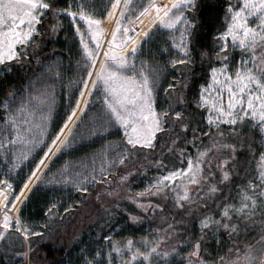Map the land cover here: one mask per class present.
I'll use <instances>...</instances> for the list:
<instances>
[{"label":"snow or ice","instance_id":"1","mask_svg":"<svg viewBox=\"0 0 264 264\" xmlns=\"http://www.w3.org/2000/svg\"><path fill=\"white\" fill-rule=\"evenodd\" d=\"M55 3L56 0H0V65L28 56V46L33 45L37 38L43 40L45 34L51 38L62 31L59 18L67 15L73 23L74 42L81 53V59L76 61L81 76L76 83L81 85L80 97H84L83 100H76V106L71 109L56 135L51 137L50 143L45 137L50 135L48 124L55 104L53 93L44 92L38 96L29 93L28 98H21L16 107H13L17 102L15 91L7 93L5 99L0 101L4 108L3 117L0 118V150H3L5 161H12L9 170L19 167L20 162L27 159L37 146L47 144V149L43 150V155L18 193L11 179L0 178V239L13 228L25 240L42 234L32 231L36 222L30 226L22 218V206L33 190L30 185L35 186L50 172V164L46 161H52L58 154H63L66 149L71 150L77 144L76 128L87 115L92 97H96L103 109L100 116L93 118L99 120L98 129L118 126L123 131L120 142L123 148L120 151L112 149L111 153L105 149L101 154L99 173L107 178V183L113 182L110 171L118 165H125L134 150L155 148L157 133L162 132L165 125L172 131H192V138L184 141V148L176 147L180 141L177 135L164 149L178 154L176 163L180 167L156 160L154 167L158 174L149 178L141 190L133 193L131 188L128 189L124 199L131 201L145 216L163 211L166 205L154 203L156 198L171 199L175 207L181 210L185 206L204 208L207 211L199 219V228L202 233L216 237L223 233L238 234L242 219L249 220L258 211L264 212L259 207L264 204V151L258 152L255 174L247 180L246 186H236L238 202L229 203L233 199L231 194L217 202L216 197L222 187L232 181V165L237 149L235 144L216 142L224 139L223 132H211L213 125L217 128L228 125L234 134L238 124L251 121L264 136V0H236L229 3L226 25L215 34L212 47L196 49L201 66L204 61H209L208 80L199 85L198 93L191 102L205 111L207 132L192 127L181 110L187 105L184 92L192 82L191 77H172L164 89L168 95V108L158 111L156 85L160 82L163 67L154 59L148 61L143 58L144 46L150 43L152 34L158 28H163L171 33L166 41L168 47L161 50L162 55L170 56L164 67L176 69L180 65L177 71L182 73L185 68L195 64L194 33L199 22L197 0H68L66 7L59 8L54 7ZM146 16L152 19L141 28ZM34 47L39 50L40 45L34 44ZM149 54H152L151 49ZM173 95L176 97L175 104L171 102ZM78 112L84 115H77ZM201 137L209 138L208 146L198 147L202 144ZM17 145L20 146L19 151L16 150ZM189 147L195 151V155L188 151ZM222 151L229 155L221 159L216 153ZM253 155H257V150H253ZM75 166L82 165L78 163ZM75 166L66 161L55 174L61 179L53 176L48 182L73 183L77 187L97 182L95 167L92 168L90 180L86 174L87 168L83 172H72ZM148 170H143L145 175ZM135 173L136 167L125 169L118 177L117 189L128 183ZM80 190L87 192L88 188L82 187ZM54 209V204L45 209L50 219L55 216ZM125 215L133 225L144 218L127 209ZM43 227L50 225L44 224ZM119 227V224L114 226ZM178 227V223L168 225L169 236L175 235ZM158 235V231H154L151 239L149 236L139 239L128 237L120 242L112 240L110 235L103 236L111 245L109 251L97 250L92 259L85 258L84 264H153V260L157 264H170L172 257H178L180 264H208L200 255L202 237L195 239V243L181 241L191 248L185 254L180 247L164 250L161 241L167 237L159 236L157 239ZM260 239L264 241V237ZM137 244L141 247H137ZM233 248L240 251L236 244H233ZM30 251L23 255H28ZM97 257L101 259L97 260ZM245 261L246 264L257 262V257L252 255V245L245 246ZM222 262L223 257H220L219 264ZM259 264H264V253L259 256Z\"/></svg>","mask_w":264,"mask_h":264},{"label":"trees","instance_id":"2","mask_svg":"<svg viewBox=\"0 0 264 264\" xmlns=\"http://www.w3.org/2000/svg\"><path fill=\"white\" fill-rule=\"evenodd\" d=\"M235 2L236 0H197L196 14L199 22L197 24V31L194 33L195 48L193 50V59L195 64L188 66V68H192L193 70L189 71L188 68H185L181 73L177 71V69L181 68L180 65H177L176 69L169 68V75L172 77L176 76L177 79H180L181 76L191 77L192 82L188 90L184 92L187 105L186 108L181 110L185 112L188 118L187 122L192 127H198L201 130H203L204 122L202 112L191 101L197 95L199 85L208 80L209 61H204L203 66H201V58L196 52V49H210L212 47L215 34L218 31H222L226 25L225 16L227 5ZM67 3L68 0H56L54 7H66ZM48 18L46 16V20ZM59 22L63 26L62 31L53 34L51 38H47V34H45V39L41 40L37 38L34 41V44L40 45L39 50H36L34 44L29 45L28 56L21 57L16 61H6L1 65L0 101H3L9 92L15 91L18 94L23 91L27 83L55 59L62 57L68 63H72L74 60V52L68 48V45L74 37V29L70 23L71 18L67 15H62L59 18ZM152 51L155 53V47H153ZM67 88H63L62 94L56 103L57 121L53 137L63 125L71 109L76 106V100L80 98V86L73 88L71 91L69 87ZM180 91L183 90L181 89ZM161 97L169 104L168 95L164 91L161 93ZM92 99L93 97L91 101ZM171 102L173 104L176 103L175 95L172 96ZM3 113L4 108L0 104V118L3 117ZM82 121H80V124ZM246 127L248 125H245L239 133L235 132L234 134L231 128L222 130L224 139L216 141L220 144L227 143L236 145L237 150L235 152L232 169L235 171L236 168L237 170L233 172L230 183L235 182L236 178H242L240 173L245 174V170L251 165L250 162L253 159L254 137L252 133L244 129ZM177 135L180 136V141L176 147L184 148V141L192 138V131L191 129L187 133L179 129L172 131L169 130L168 125H165L164 130L157 133L155 148L134 150V154L127 159L126 164L120 165L116 173L111 175L112 183L105 182L107 178L103 177L88 189L87 192L75 190L70 194H61L60 191L53 190L52 192L55 193H48L43 188L44 179L41 180L29 195L26 203L22 206L20 215L28 221L30 226L32 222H36V225L32 227V231H40L42 234L31 236L28 240H25L24 236L18 233L15 228L11 229L6 233L4 238L0 239V264H69L74 261H76V264H84L85 258L90 259V256L88 257L84 251L87 245L91 241L92 243H96L94 241H97L98 238L103 240L102 237L107 236L110 233V229H113L116 223L121 220L126 221V227L129 231H131L130 229H137L136 232L132 231L126 236L124 235L125 238L132 237L133 239H139L145 236L139 232L138 224L133 225L127 220L125 209L133 212L135 215L144 217L139 223L144 226L143 228L153 225L158 217H166L172 223H178L179 227L176 234L172 235V240L168 242V245L172 247L178 242L180 244V241L183 240L184 235L188 232L186 223L190 219L189 215L185 218V211H171L169 215L162 211L156 214L150 213L145 216L131 201L124 199L126 195L123 197L112 196V193L116 190L117 184L119 183L118 177L125 169L131 170L133 167L137 168V173L129 178V182L121 185L124 188H131L132 190L137 181L146 180L153 173L157 172L154 167L156 160H163L169 165L175 164L176 167L180 166L179 163H176L179 158L178 154L164 150L166 145ZM197 135H199V132H197ZM201 140L202 143H206L209 141V138L201 137ZM192 150L191 147L188 148V151ZM153 153L155 154L153 155ZM222 153H224V158L229 155L228 152L222 151ZM42 155L43 150L33 160H26L19 167L11 170H9V164L0 158V178L7 177L11 179L14 190L18 193L24 180L30 175L31 170L35 167V163ZM63 155L58 154L55 157L50 165V171L61 161ZM145 168L149 169L146 175L143 171ZM49 192L51 191L49 190ZM226 193L221 192L217 197L221 196L222 198ZM52 204L55 205V216L50 219L45 209ZM44 224H48L50 227L45 228L43 227ZM262 232H264V212L258 211L249 220L242 219L239 222L238 234L232 233V235H227L225 240L220 242L216 252L217 258L223 257L222 264H224L229 253L237 252L233 248V244H236L241 250L246 245L251 244ZM229 237L231 238L230 240ZM197 238L201 237L195 234L193 239ZM136 246L141 247L139 244ZM29 249L31 250L29 254L23 255ZM141 250L143 251L144 249L141 248ZM210 257L213 258V254H210ZM219 258L217 264H219ZM173 259L176 261L178 258L174 257ZM153 264H157V262L153 260Z\"/></svg>","mask_w":264,"mask_h":264},{"label":"rangeland","instance_id":"3","mask_svg":"<svg viewBox=\"0 0 264 264\" xmlns=\"http://www.w3.org/2000/svg\"><path fill=\"white\" fill-rule=\"evenodd\" d=\"M72 25V28L74 29L72 21L70 22ZM77 23H80L77 21ZM74 31V30H73ZM171 35V33L163 28H158L151 36L150 43L146 44L144 46V56L143 58L148 61H152L153 59L158 62L163 67V73L160 78V82L158 85H156V107L157 110H166L168 108V103L164 101V99L161 97V93L164 91L165 88H167L168 84L172 81V76L169 75V68L170 67H164L165 61L170 59L169 55H162L161 50L168 47L166 41L168 37ZM75 36L73 37V40H71L70 44L68 45V48L72 49L74 52V60L72 63H68L65 61L62 57H59L55 59L53 62L47 64L40 72L31 79L27 85L25 86L24 90L17 94V102L16 105H13V107H16L19 105L20 99L24 98L27 99L29 93H32L33 96H38L39 94H42L44 92L53 93L55 96V104L53 106V110L51 113V117L48 124V132L50 135H46L45 139L48 143L51 142V137H53L54 128L56 126L57 121V110H56V103L58 99L60 98L63 88L68 89L71 91L73 88H77L78 86H81L76 83L77 80H79L81 73L77 67L76 61L81 59V53L78 51L77 43H75ZM106 47V44L104 45ZM153 47H155L156 51L155 53L149 54V49L153 50ZM180 58L179 56L177 57ZM1 68V65H0ZM68 90V92H69ZM199 109V108H198ZM200 112H202L203 116V131H209V129L206 127L205 122V111L202 109H199ZM102 105L97 101L96 97H93L89 107L88 112L85 118L83 119L82 123L79 125V127L76 130L77 135V144L73 146L71 150H64V155L61 159V161L58 162V164L49 172V174L44 178L43 180V188L48 193H55L52 192L53 190L60 191L61 194H70L73 193L75 190H80L82 187H87L90 189L95 183H85L81 184L80 187L75 186L73 183L68 184H52L49 183L53 176L57 180L61 179L58 175H55L58 171V169L62 168L65 165V162H69L72 165H82V166H75L72 168V172H83L85 171V168H87L86 174L89 175V179L91 180L92 168L95 167L96 172L95 175L97 176V181L101 180L103 177L100 176L99 169L102 164V158L101 154L104 152L105 149H107L110 153L112 152V149H115L116 151H120L121 148H123V144H120L122 138H123V131L122 129H119L118 126H109L106 130H99V120H94V117H98L102 114ZM39 114H37L38 117ZM23 118V117H22ZM245 125H248V127L244 128L248 130V132L252 133V136L254 137V150H257V155H253V159L250 162L251 165L247 167V170H245V174H241L242 178H236L235 182L226 184L222 187L221 192H227L225 196L228 197L229 194L232 195L233 199L229 200V203H237L238 197H239V191L236 186L239 187H245L247 180L252 178V175L255 174L256 170V162L258 160V152L264 151V136H262L259 132V129L254 127L251 121H245L243 124H238L236 126L237 130L236 132L239 133L241 129ZM0 127H2V123L0 124ZM231 128L228 125H221L219 128H217L215 125L212 126L211 132L216 133L218 131L222 132V130ZM232 131V129H231ZM80 137H83V139H80ZM126 143V141L124 142ZM94 144V145H92ZM120 144V147L118 148L117 145ZM92 145V146H89ZM209 145V141L206 143H202L198 145V147L203 148L205 146ZM111 146V147H110ZM47 149V144H41L36 147V149L33 151L31 155L28 156L27 159L20 162L23 163L26 160H33L37 154L41 153L42 150ZM17 151L20 150V146L17 145ZM193 155H195V151L192 150ZM217 156H219L221 159L224 158V153L218 152L216 153ZM0 158L10 164L12 163L11 160L5 161L3 159V150H0ZM93 158H95V164L93 165ZM110 158V157H109ZM116 169L110 171V176L115 174L118 167ZM181 166V165H180ZM177 166V167H180ZM234 169H232V172H236ZM238 173V172H237ZM158 172L153 173L151 176H149L146 180H139L136 182L135 187L132 189V192L135 193L136 191L141 190L146 186V184L149 182V178H154ZM41 181V180H40ZM39 181V182H40ZM234 185V186H233ZM232 186V187H231ZM49 190L51 192H49ZM32 192V191H31ZM128 188L120 187L119 189L116 188L114 192L112 193V196L114 197H123L127 195ZM31 194V193H30ZM29 194V195H30ZM29 195L27 197V200L29 198ZM222 197V198H223ZM220 197H216L217 202H219L221 199ZM164 201V202H161ZM154 199V203L157 204H164L166 205L163 209V212H166L167 215L171 213V211H181V209L175 207V205L172 203L171 199L163 200L161 198ZM25 204V203H24ZM23 204V205H24ZM185 206L183 211H185V218L189 215L190 219L189 222H187V228L188 232L186 235H184V238L182 241H188L189 243H195V239H193L194 235L197 234L199 237H202V251L200 255L208 261V264H217L218 258H217V250L219 247V244L222 240H225L227 235H232V233H223L219 236H211L207 233H202L199 228V219L202 217V215L207 211V209L204 208H196L193 209ZM212 205H209V208H211ZM261 210H264V204H261L260 206ZM187 211V212H186ZM162 212V211H156V213ZM197 212L195 215L194 213ZM184 213V212H183ZM161 214V213H160ZM116 224H119V228H113L112 231L108 234L111 236V239L117 242L123 241L126 238L127 234L131 233L132 231L136 232L135 229H129L126 227V221L121 220L117 222ZM176 224L175 222L172 223L170 220H167L166 217H158L156 222L153 225L147 226L143 228L144 226L141 224H138L137 227L140 229L139 232L145 236H149L151 239V233L154 231H158L159 235L156 237L159 239V236H165L167 239L164 241H161V247L164 250H168L174 247H180L183 251V253L187 254L191 251V248L188 246V244H182L180 241L175 246L168 245V242L172 240V236H169L168 233V225ZM142 228V229H141ZM107 235V236H108ZM264 237V232H262L259 237H257L251 244L252 245V255L257 257L256 264H259V256L260 254L264 253V241H262L260 238ZM96 243H91L87 245L86 255L90 259H92L93 255L96 253L97 250H101L102 252L109 251L111 245L109 242L105 241L104 239L100 240V238L97 239V241H94ZM182 245V246H180ZM207 254V256H205ZM210 254H213V258L210 257ZM115 256V254H113ZM174 257L170 258V264H180L179 258L173 259ZM100 257H97V260H100ZM69 264H76V261L71 262ZM115 264V262H114ZM224 264H246L245 261V248H242L239 252L232 253L227 256Z\"/></svg>","mask_w":264,"mask_h":264},{"label":"bare ground","instance_id":"4","mask_svg":"<svg viewBox=\"0 0 264 264\" xmlns=\"http://www.w3.org/2000/svg\"><path fill=\"white\" fill-rule=\"evenodd\" d=\"M166 2H171V0H166ZM151 19H152L151 16H146V17H144V18H143V25H141L140 27L143 28L144 26H147ZM101 58H102V55H101ZM86 96H87V93H86ZM79 99L83 100L84 97H80ZM81 107H83V104H81ZM82 114H83V113H79V112L77 113V115H82ZM70 126H71V125H70ZM50 162H51V161H46V163H48V164H50ZM38 175H42V174H41V173H38ZM38 181H39V180H38ZM38 181H37V182H38ZM37 182H36V184H37ZM30 187H32L33 189L35 188V186H33V185H30Z\"/></svg>","mask_w":264,"mask_h":264},{"label":"water","instance_id":"5","mask_svg":"<svg viewBox=\"0 0 264 264\" xmlns=\"http://www.w3.org/2000/svg\"><path fill=\"white\" fill-rule=\"evenodd\" d=\"M82 115H84V114H82ZM55 159V157L53 158V160ZM53 160L50 162V165H51V163L53 162ZM40 181V180H39ZM39 181L37 182V184L39 183ZM36 184V185H37ZM36 185H35V187H36Z\"/></svg>","mask_w":264,"mask_h":264}]
</instances>
